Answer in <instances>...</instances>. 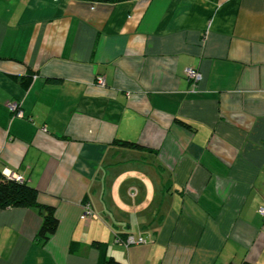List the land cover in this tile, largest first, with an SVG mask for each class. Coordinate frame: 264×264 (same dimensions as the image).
Wrapping results in <instances>:
<instances>
[{"label": "crops", "instance_id": "crops-1", "mask_svg": "<svg viewBox=\"0 0 264 264\" xmlns=\"http://www.w3.org/2000/svg\"><path fill=\"white\" fill-rule=\"evenodd\" d=\"M0 171V264H264V0H0Z\"/></svg>", "mask_w": 264, "mask_h": 264}, {"label": "trees", "instance_id": "trees-1", "mask_svg": "<svg viewBox=\"0 0 264 264\" xmlns=\"http://www.w3.org/2000/svg\"><path fill=\"white\" fill-rule=\"evenodd\" d=\"M77 1H87L93 3H115L121 1H132V0H77ZM177 123L186 128L190 129L191 126L179 119ZM115 145L125 149H143L142 146L135 142L115 140ZM38 190L24 182H18L12 178H8L2 174L0 171V209H14V208H24V209H35L39 216L41 217V224L39 230L36 234L35 240L41 245H45L49 239L55 234L58 221L55 217V208L52 206L41 205L38 202ZM129 235H116L115 239L124 241ZM101 253H104L103 248L104 244L100 242H94ZM105 254V253H104ZM102 255L100 264H119L112 257L105 258V255Z\"/></svg>", "mask_w": 264, "mask_h": 264}, {"label": "built area", "instance_id": "built-area-1", "mask_svg": "<svg viewBox=\"0 0 264 264\" xmlns=\"http://www.w3.org/2000/svg\"><path fill=\"white\" fill-rule=\"evenodd\" d=\"M185 76H186L187 81L190 83L191 91H195V88L197 87L198 82L201 80V74L196 69L188 68L185 72ZM96 84L99 87H105L106 85L105 80L102 76L96 79ZM8 109L14 116L22 117V111H21L19 102L17 101L10 102L8 104ZM41 131L46 133L45 128H42ZM7 177L12 178L18 182H23V178H21L20 176H16L14 174L8 175ZM260 214L264 216V207L260 210ZM84 216L86 218L93 217L92 211L90 210L88 206H86L84 209ZM146 242H147V239L143 236L135 237V236L129 235L124 241H120L119 239H114L115 244L123 246L125 248H128L131 245L144 244Z\"/></svg>", "mask_w": 264, "mask_h": 264}, {"label": "rangeland", "instance_id": "rangeland-1", "mask_svg": "<svg viewBox=\"0 0 264 264\" xmlns=\"http://www.w3.org/2000/svg\"><path fill=\"white\" fill-rule=\"evenodd\" d=\"M118 216V215H116ZM106 217L109 219L108 221H110V223H113L112 219H114V214L111 212L109 213V215H106Z\"/></svg>", "mask_w": 264, "mask_h": 264}]
</instances>
